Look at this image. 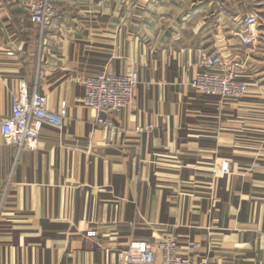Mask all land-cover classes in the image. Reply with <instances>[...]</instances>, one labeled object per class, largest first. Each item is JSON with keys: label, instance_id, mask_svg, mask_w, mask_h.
<instances>
[{"label": "crops", "instance_id": "1", "mask_svg": "<svg viewBox=\"0 0 264 264\" xmlns=\"http://www.w3.org/2000/svg\"><path fill=\"white\" fill-rule=\"evenodd\" d=\"M55 3L41 34L27 0H0V119L22 81L49 110L69 106L33 150L0 134V264H121L132 243L165 237L197 264H264V0ZM248 10L259 37L244 47ZM201 51L248 93L193 89ZM130 71L121 115L83 104L84 78Z\"/></svg>", "mask_w": 264, "mask_h": 264}, {"label": "built area", "instance_id": "2", "mask_svg": "<svg viewBox=\"0 0 264 264\" xmlns=\"http://www.w3.org/2000/svg\"><path fill=\"white\" fill-rule=\"evenodd\" d=\"M27 6L30 21L40 28L41 34L61 16L55 0H27ZM257 24L256 14H248L241 20V29L236 35L244 47L257 43ZM199 66L201 71L190 82L193 89L224 100H238L247 94V85L235 79L234 70L228 69L222 58L201 51ZM138 82V74L134 71L123 75L104 72L88 76L83 81L85 96L82 102L98 114L104 113L109 118L119 116L133 103ZM20 88V93L12 96L10 114L0 119L1 136L19 153L24 149H35L44 128H60L69 115L67 102H61L57 111H51L47 108V99L36 92L30 93L24 81ZM98 123L108 128L111 126L109 119L100 118ZM110 133L114 134L111 128ZM223 172H228L227 163L223 165ZM119 256L121 264H197L194 258L180 252L173 237L132 243Z\"/></svg>", "mask_w": 264, "mask_h": 264}, {"label": "rangeland", "instance_id": "3", "mask_svg": "<svg viewBox=\"0 0 264 264\" xmlns=\"http://www.w3.org/2000/svg\"><path fill=\"white\" fill-rule=\"evenodd\" d=\"M257 6H260V5H257ZM249 11V13H247V14H256V15H258V13H257V10H248ZM255 11V12H254ZM242 20V19H241ZM240 20V21H241ZM258 21H259V19H258ZM237 22H239V20L237 21ZM258 25V24H257ZM257 25H256V27H257ZM239 29H241V27H239ZM256 29V34H257V38L259 37L258 36V33H257V28H255ZM237 36V35H236ZM239 39V38H238ZM257 43H258V41H257ZM256 43V44H257ZM247 85V84H246ZM247 88H248V90H249V86L247 85ZM248 93V92H247ZM229 169V168H228ZM222 171H223V168H222Z\"/></svg>", "mask_w": 264, "mask_h": 264}]
</instances>
